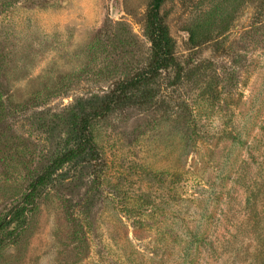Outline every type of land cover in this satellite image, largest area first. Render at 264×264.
I'll list each match as a JSON object with an SVG mask.
<instances>
[{
    "label": "rangeland",
    "instance_id": "rangeland-1",
    "mask_svg": "<svg viewBox=\"0 0 264 264\" xmlns=\"http://www.w3.org/2000/svg\"><path fill=\"white\" fill-rule=\"evenodd\" d=\"M152 2L0 0L12 105L0 124V222L63 148L65 129L49 135L40 122L121 98L148 65ZM160 13L173 68L145 98L112 97L93 124L100 173L63 167L74 183L43 189L4 231L0 264H264V0H165Z\"/></svg>",
    "mask_w": 264,
    "mask_h": 264
},
{
    "label": "trees",
    "instance_id": "trees-1",
    "mask_svg": "<svg viewBox=\"0 0 264 264\" xmlns=\"http://www.w3.org/2000/svg\"><path fill=\"white\" fill-rule=\"evenodd\" d=\"M164 1L153 0L146 22L145 31L151 43V59L144 69L122 82L121 87L123 90L120 93L123 96L121 98L116 96L117 92H114L113 95L89 98L81 108L74 107L73 110L66 113H56L48 122H45V120L40 122L39 130L49 135L59 127L65 129L63 131V148L59 152L44 156L45 164L31 182L29 190L20 204L16 205L0 222V254L4 246L13 239L11 235L5 236L4 231L15 223L29 207L34 208L43 189L54 187L56 184L60 185L61 188L74 183L59 174L63 167L70 164L79 165L82 171L93 177L97 175V172L100 173L99 167L103 159L95 141L93 124L95 121L105 118L117 105L112 97L120 99L117 100L118 102H133L136 99L145 98L158 73L161 71L168 72L173 68L175 44L160 13ZM138 92H140V97ZM11 107L10 100L6 96L0 80V124L5 117V113L8 117L12 116ZM6 110L7 112H5ZM10 215L11 218L9 219Z\"/></svg>",
    "mask_w": 264,
    "mask_h": 264
}]
</instances>
